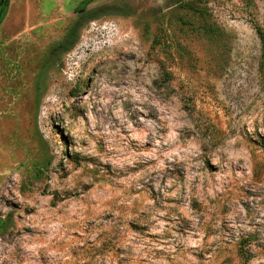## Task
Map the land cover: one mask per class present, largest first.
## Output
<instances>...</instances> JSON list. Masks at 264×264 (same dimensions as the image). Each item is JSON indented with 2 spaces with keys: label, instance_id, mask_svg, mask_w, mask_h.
Returning a JSON list of instances; mask_svg holds the SVG:
<instances>
[{
  "label": "rangeland",
  "instance_id": "rangeland-1",
  "mask_svg": "<svg viewBox=\"0 0 264 264\" xmlns=\"http://www.w3.org/2000/svg\"><path fill=\"white\" fill-rule=\"evenodd\" d=\"M1 1L0 264H264V0Z\"/></svg>",
  "mask_w": 264,
  "mask_h": 264
},
{
  "label": "trees",
  "instance_id": "trees-1",
  "mask_svg": "<svg viewBox=\"0 0 264 264\" xmlns=\"http://www.w3.org/2000/svg\"><path fill=\"white\" fill-rule=\"evenodd\" d=\"M6 5H7V4H6ZM4 7H5V6H4ZM4 15H5V9L3 10V9L1 8V6H0V24H1L2 20H3Z\"/></svg>",
  "mask_w": 264,
  "mask_h": 264
},
{
  "label": "flooded vegetation",
  "instance_id": "flooded-vegetation-1",
  "mask_svg": "<svg viewBox=\"0 0 264 264\" xmlns=\"http://www.w3.org/2000/svg\"><path fill=\"white\" fill-rule=\"evenodd\" d=\"M1 2H2V1L0 0V4H1Z\"/></svg>",
  "mask_w": 264,
  "mask_h": 264
}]
</instances>
